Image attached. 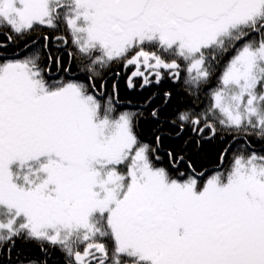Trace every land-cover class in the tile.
Here are the masks:
<instances>
[{"label":"snow or ice","instance_id":"obj_1","mask_svg":"<svg viewBox=\"0 0 264 264\" xmlns=\"http://www.w3.org/2000/svg\"><path fill=\"white\" fill-rule=\"evenodd\" d=\"M0 29V251L10 260L19 240L39 254L15 264H49L51 250L64 264H264V153L251 144L264 143V0H0ZM62 29L51 39L75 47L83 80L52 78L47 34V64L39 50L6 55L15 37ZM112 64L135 67L129 89L168 78L191 103L169 120L153 97L117 113V84L108 95L100 76ZM149 118L177 137L190 130L197 147L230 138L229 166L203 182L181 152L160 166L164 133L145 143L138 131Z\"/></svg>","mask_w":264,"mask_h":264},{"label":"trees","instance_id":"obj_2","mask_svg":"<svg viewBox=\"0 0 264 264\" xmlns=\"http://www.w3.org/2000/svg\"><path fill=\"white\" fill-rule=\"evenodd\" d=\"M6 29H0V42H4L6 37L4 32ZM47 34L50 37L48 51L52 53L54 58L52 64V78H58L63 80H83L84 77L79 71V62L75 58L70 59L69 52H75V47L69 42L67 46L57 47L56 41H53L51 37L55 34H66L62 29L61 33H52L49 30H42L39 33H35L32 36L26 38L15 37L14 42L8 45L6 55L11 56L13 52H31L33 50H39L42 53V63L47 64V52L42 48L43 40L41 37ZM33 41L37 43L33 44ZM29 45L26 49L25 45ZM60 57V68L58 69L55 64V57ZM67 69V70H66ZM134 66H129L127 69L123 67V64H112L107 69L100 70V76L107 81L106 93L112 94V84L116 82L118 90V102L116 103L117 113L122 111H144L143 104L146 98L153 97L152 107H158L161 109V119L169 120L174 118V113L177 110H184L185 105L191 103V97L185 91V86L182 82H174L171 79H164L159 86L153 85L150 88L141 90L139 87L135 89H129L127 80L134 71ZM119 73L117 77L115 73ZM185 73H182V77ZM219 75V73H217ZM139 79H136V83L139 84ZM216 80L214 79L212 84L208 88H214ZM171 92L172 99L165 104L164 92ZM208 89L200 95L199 107L203 108L209 103L207 95ZM145 116L147 113L145 112ZM160 128L164 133L162 136V148L158 151V155L161 156L162 161L160 166L168 165V158L166 152L172 150L174 152H181L187 156L193 163V167L197 172H203L201 182L213 175L217 171H224L230 164L232 159V150H229L227 156H225L223 162L220 160V156L229 143H232L230 138L224 140L213 139L210 141H202L197 147L196 138L190 132L185 130L179 137L176 136V128L169 123L159 124L156 121L149 119H141L139 126V134L141 139L145 143H154L156 129ZM252 150L264 153V143L259 140L252 139ZM238 147L237 144H233V148ZM182 171L186 173L190 170L186 166L182 167ZM24 255H38V250L31 244L24 241H17L16 246L11 253L12 259H9V254L6 251H0V264H15V258L17 254ZM49 264H64V258L58 250H51L49 257Z\"/></svg>","mask_w":264,"mask_h":264},{"label":"rangeland","instance_id":"obj_3","mask_svg":"<svg viewBox=\"0 0 264 264\" xmlns=\"http://www.w3.org/2000/svg\"><path fill=\"white\" fill-rule=\"evenodd\" d=\"M135 70V69H134Z\"/></svg>","mask_w":264,"mask_h":264}]
</instances>
